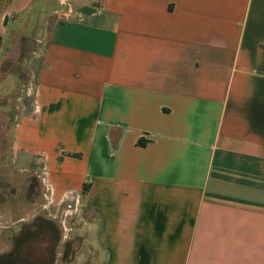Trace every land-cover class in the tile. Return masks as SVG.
<instances>
[{
	"label": "crops",
	"instance_id": "crops-1",
	"mask_svg": "<svg viewBox=\"0 0 264 264\" xmlns=\"http://www.w3.org/2000/svg\"><path fill=\"white\" fill-rule=\"evenodd\" d=\"M43 1L0 0V59ZM65 10L11 132L0 264H264V0ZM44 169L80 199L68 240Z\"/></svg>",
	"mask_w": 264,
	"mask_h": 264
},
{
	"label": "rangeland",
	"instance_id": "rangeland-1",
	"mask_svg": "<svg viewBox=\"0 0 264 264\" xmlns=\"http://www.w3.org/2000/svg\"><path fill=\"white\" fill-rule=\"evenodd\" d=\"M65 9L59 1L45 0L7 29L5 56L0 59V195L19 188V172L11 164V132L18 116L33 108L35 73L49 46L52 24L66 16Z\"/></svg>",
	"mask_w": 264,
	"mask_h": 264
},
{
	"label": "built area",
	"instance_id": "built-area-1",
	"mask_svg": "<svg viewBox=\"0 0 264 264\" xmlns=\"http://www.w3.org/2000/svg\"><path fill=\"white\" fill-rule=\"evenodd\" d=\"M62 5L67 6V0H59ZM39 177L43 182V196L45 199V208L55 207L56 211L51 214V217L61 224L64 230V239L68 240L73 228L69 225L68 219L77 215L80 210V199L74 197L73 191L65 192L57 201L56 192L53 185L48 180L47 171L44 169L39 173Z\"/></svg>",
	"mask_w": 264,
	"mask_h": 264
}]
</instances>
